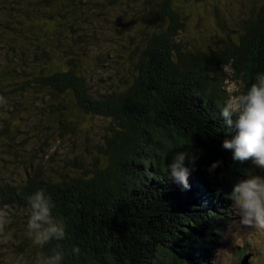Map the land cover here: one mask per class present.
Listing matches in <instances>:
<instances>
[{
    "label": "trees",
    "instance_id": "obj_1",
    "mask_svg": "<svg viewBox=\"0 0 264 264\" xmlns=\"http://www.w3.org/2000/svg\"><path fill=\"white\" fill-rule=\"evenodd\" d=\"M106 1L118 17L131 11L143 29L130 35L133 24L121 22L120 55L113 56L120 59L121 73H114L118 85L96 96L81 58L91 57L101 39V32L93 31L100 24L99 10L90 7L96 1L0 0V42L8 50L0 97L24 98L13 102L18 112L9 114L30 117L37 104L33 99L42 96L37 102L43 107L46 101L62 126L60 139L85 120L107 130L98 140L96 134L89 137L95 131L86 130L84 154L67 158L54 173L41 172V165L31 162L24 168L27 179L18 181L10 175L15 162L4 166L0 211L10 215L0 221V263L11 262L2 252L6 236L7 253L20 264H37L58 246L65 264H237V258L241 264L246 257L252 264L261 251L247 238L239 244L247 226L239 224L231 192L253 166L234 161L223 148L234 133L225 129L220 108L230 97L225 81L236 78L250 86L264 72V0L242 18L239 37H229L212 55L183 51L178 36L184 23L174 0ZM63 34L68 38L62 40ZM228 66L231 76L224 75ZM20 129L21 124L6 126L0 134L15 158L29 149ZM77 134L68 141L75 143ZM55 141L60 140L43 135L37 151ZM176 151L197 157L195 164L186 162L191 170L187 190L164 174ZM30 158L34 161L30 156L22 163ZM216 161L222 163L209 172ZM41 188L55 203L54 215L64 219L67 237L38 248L26 235L27 198ZM260 236L263 248L264 232Z\"/></svg>",
    "mask_w": 264,
    "mask_h": 264
},
{
    "label": "rangeland",
    "instance_id": "obj_2",
    "mask_svg": "<svg viewBox=\"0 0 264 264\" xmlns=\"http://www.w3.org/2000/svg\"><path fill=\"white\" fill-rule=\"evenodd\" d=\"M87 1V0H86ZM92 1V0H91ZM98 5H91L90 7H95L98 9L99 15L95 18L99 19L100 24L93 31H100L98 36L101 37L98 40L99 46L93 50L91 57L82 56L84 59V65L82 70L86 68L89 69V83L90 90L92 94L99 96V93L105 92L106 89L118 85V78L115 77L114 73H117L118 76L121 73V67L117 64V60L120 59L114 58L116 55L118 57L120 53L117 51L122 44V29L121 22H124L125 19H128L131 35L135 34L137 30L143 29L142 23L137 22L134 19L133 15H130L131 11L128 12L124 17H118L116 11H113L112 2L106 0H95ZM259 0H174V6L178 11L181 12V16L184 23V28L181 33H179L178 40L183 51H191L192 53L203 52L208 55H212L214 51L225 48L229 37H233V40L239 37L238 32L240 31V22L243 17H246L249 14L250 8L255 6ZM77 3V1H76ZM84 6H81L83 8ZM246 11V12H245ZM245 12V13H244ZM110 14L112 16H110ZM121 14V13H120ZM244 19V18H243ZM97 22V23H99ZM5 37V36H4ZM2 37L1 39H5ZM67 36L63 34L61 37L62 40H65ZM68 38V37H67ZM8 39H6L7 41ZM124 37V44L126 41ZM69 41V40H68ZM97 42V41H96ZM80 55L86 54V51H78ZM102 53H105L103 55ZM75 57V53H73ZM100 55V56H98ZM8 57V50L4 43L0 42V70L5 67V61ZM101 57V59H98ZM103 61V62H101ZM66 63V62H65ZM224 75H233V70L228 66L224 67ZM124 73V71L122 70ZM223 88L229 94L230 97H234L242 93L241 80L236 78L228 79L224 82ZM37 89L33 90L36 91ZM36 95H42L36 92H33ZM45 93V92H44ZM42 96L34 98V103H37L33 106V111H31L30 117L19 115H10L8 110L11 112H18V109L13 107V102H20L24 98L14 99L11 102H8L5 98V103L0 105V134L4 133L6 126L9 128L16 127L17 124H21V129L18 135L20 139L27 140L26 142L29 145L28 150H22L20 152V157L15 158L14 156L9 155L6 152V148L2 145L0 136V173L6 172L5 167L9 166L11 162H15L14 167L11 168L13 179L26 180V174L24 168L29 166L31 162H36L41 165V172H56L57 170L62 169V165L66 164L67 158L74 159L76 154H84V148L86 146V130L89 132H94L90 134L89 137L94 139V134L98 135L96 140L99 139L100 135H103L107 131L104 127H97L93 124V121H81L79 126H74L72 129L67 131V136L65 139H60L59 134H63L62 126L59 122L51 116V109L46 107V101H43L45 104L43 108L38 104L37 100L40 101ZM53 101V100H52ZM57 104L56 102H50ZM17 107H20L19 104H16ZM54 108V107H53ZM56 109V108H54ZM13 117V118H12ZM18 119V120H16ZM97 121V120H96ZM98 124H101L100 121H97ZM6 125V126H5ZM73 132L77 134L75 143L69 142L68 139L70 136H73ZM43 135H50L57 138L60 141H55L50 148L46 150H41V153L37 151L39 148V142H36L37 139L42 138ZM52 143L51 141L49 142ZM49 144V145H50ZM46 151V152H45ZM30 156H34V161L30 158L25 164L22 161H26ZM53 158V159H52ZM52 159V160H51ZM36 160V161H35ZM260 175H264V171L259 170L257 172ZM55 175V174H54ZM56 176V175H55ZM17 177V178H16ZM12 212H15L12 210ZM8 215H10L7 210L0 211V221H8ZM3 217V218H1ZM240 237L238 238L239 244L244 242L245 239H249L250 242L256 243L258 250L261 251L259 257L255 259L252 264H264V247L262 241L263 238L260 236V232L251 228L249 226L243 228L240 232ZM6 236L3 237V257L11 260V262L3 264H20L19 258L13 257L11 254L7 253V243L5 240ZM243 246V244H241ZM229 258V257H227ZM253 258H250L252 260ZM5 260V259H4ZM241 261V260H240ZM239 259L237 258V264ZM243 262V261H242ZM241 262V264H242ZM1 264V263H0ZM228 264H233V261L230 260ZM236 264V263H235Z\"/></svg>",
    "mask_w": 264,
    "mask_h": 264
},
{
    "label": "clouds",
    "instance_id": "obj_3",
    "mask_svg": "<svg viewBox=\"0 0 264 264\" xmlns=\"http://www.w3.org/2000/svg\"><path fill=\"white\" fill-rule=\"evenodd\" d=\"M241 87L246 91L229 97L220 108L225 129L234 133L231 139L224 140L223 148L232 152L234 161L250 162L253 167L245 170V178L234 185L231 199L240 217L239 224L264 232V175L255 170L264 171V72L257 73L250 86L241 81ZM5 102L0 97V105ZM196 160L188 151H176L164 174L184 189H190L191 170L187 163L195 164ZM221 163L213 162L208 171L215 172ZM27 204L26 235L33 246L43 248L53 240L66 239L67 225L62 217L54 215L55 203L43 188L32 193ZM72 252L78 254L79 248H73ZM37 264H65V252L58 246L51 255L38 259Z\"/></svg>",
    "mask_w": 264,
    "mask_h": 264
},
{
    "label": "water",
    "instance_id": "obj_4",
    "mask_svg": "<svg viewBox=\"0 0 264 264\" xmlns=\"http://www.w3.org/2000/svg\"><path fill=\"white\" fill-rule=\"evenodd\" d=\"M249 261H250V257H246V258L243 260L242 264H250Z\"/></svg>",
    "mask_w": 264,
    "mask_h": 264
}]
</instances>
